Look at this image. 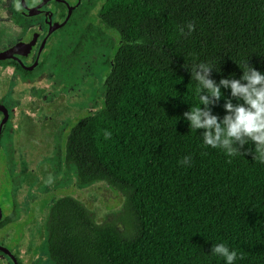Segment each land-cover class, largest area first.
I'll return each mask as SVG.
<instances>
[{"label":"trees","instance_id":"obj_1","mask_svg":"<svg viewBox=\"0 0 264 264\" xmlns=\"http://www.w3.org/2000/svg\"><path fill=\"white\" fill-rule=\"evenodd\" d=\"M98 18L117 36L102 101L71 125L60 161L75 185L119 191L122 211L96 222L77 199L55 198L43 222L49 264H226L212 254L221 243L237 253L234 264H264V164L254 143L230 157L183 117L203 107L196 65L212 66L218 85L247 65L264 74V0H105ZM221 91L209 105L220 120L226 99L243 103Z\"/></svg>","mask_w":264,"mask_h":264},{"label":"flooded vegetation","instance_id":"obj_2","mask_svg":"<svg viewBox=\"0 0 264 264\" xmlns=\"http://www.w3.org/2000/svg\"><path fill=\"white\" fill-rule=\"evenodd\" d=\"M104 1L0 0V172L16 161L21 143L25 163L42 157L35 169L27 167L28 182L9 175L7 186H44L47 193L53 183L60 188V125L63 130L79 113L76 120L98 108L99 87L117 42L114 31L98 18ZM103 69L96 83L94 74ZM4 226L0 246L14 262L0 249V264H42L13 255L1 240Z\"/></svg>","mask_w":264,"mask_h":264},{"label":"rangeland","instance_id":"obj_3","mask_svg":"<svg viewBox=\"0 0 264 264\" xmlns=\"http://www.w3.org/2000/svg\"><path fill=\"white\" fill-rule=\"evenodd\" d=\"M104 71V69L99 70L94 74L96 83ZM92 91L93 88L91 89V94ZM67 112V110L60 111V119ZM68 114L71 115L70 112ZM79 116H82V114L79 113L78 116L74 117L63 130L64 125H60V150L69 128ZM21 145L16 148V161H10L0 172V216L13 213V222L4 226L3 230L7 232L3 234L4 237L1 240L6 247L12 249L11 252L19 260L23 256H30L31 259L39 263L49 264L42 240V229L48 207L55 198L68 195L77 199L85 206L94 221L101 222L109 218H119V214L122 211L123 195L104 182H95L85 187L75 185L73 168L65 167L61 161L60 188L58 189L55 188L54 183L52 184L54 189L49 193H47L48 190L46 191L44 186L37 188L30 184H27L25 188L7 186L5 181H7L9 175H14L17 180L27 177L29 178L27 179L28 182L31 174L27 173L29 169L27 167L31 166L35 169L36 162L42 160L41 156H37L29 159L28 163L31 162L30 165L25 163L24 159L21 158ZM32 176L34 177L35 175L32 174ZM117 225L121 227L119 222H117ZM35 239L38 244L34 243ZM4 259L8 260L7 258Z\"/></svg>","mask_w":264,"mask_h":264},{"label":"clouds","instance_id":"obj_4","mask_svg":"<svg viewBox=\"0 0 264 264\" xmlns=\"http://www.w3.org/2000/svg\"><path fill=\"white\" fill-rule=\"evenodd\" d=\"M188 35L195 30L191 22L187 24ZM184 29L181 28L183 34ZM248 71H243L241 79H221L219 85L209 79L213 68L209 64L200 63L193 68L192 78L200 85V103L203 107L192 108L185 112L183 117L190 121L192 129H204V145L211 148H221L228 156L243 154L240 149L244 148L249 141L254 143L260 163L264 164V74L247 65ZM199 68L200 71H196ZM246 81V83H242ZM221 88H230L231 96L243 103L234 104L231 99H226L224 109L227 115L220 120L212 115L209 105L219 101L223 94ZM111 138V133L105 131V139ZM248 151V150H246ZM191 158L185 157L181 162L190 166ZM230 162V161H229ZM212 254L221 256L226 264H234L237 258L235 251H230L223 243L217 244L212 249Z\"/></svg>","mask_w":264,"mask_h":264},{"label":"water","instance_id":"obj_5","mask_svg":"<svg viewBox=\"0 0 264 264\" xmlns=\"http://www.w3.org/2000/svg\"><path fill=\"white\" fill-rule=\"evenodd\" d=\"M3 121V118H2V120H1V122ZM0 249L2 250V251H4L5 253H7L8 254V252L6 251V249L4 248V247H2V246H0ZM10 257H11V260L14 262V258L10 255V254H8Z\"/></svg>","mask_w":264,"mask_h":264}]
</instances>
